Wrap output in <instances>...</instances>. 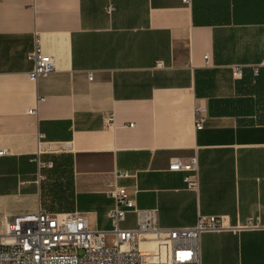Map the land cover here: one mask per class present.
Instances as JSON below:
<instances>
[{"label":"crops","instance_id":"0c3cea01","mask_svg":"<svg viewBox=\"0 0 264 264\" xmlns=\"http://www.w3.org/2000/svg\"><path fill=\"white\" fill-rule=\"evenodd\" d=\"M36 33L56 63L32 83ZM0 151V229L42 208L99 230L115 185L160 229L224 217L202 264H264V0H0ZM192 156L197 194L167 169Z\"/></svg>","mask_w":264,"mask_h":264},{"label":"built area","instance_id":"2783aa9c","mask_svg":"<svg viewBox=\"0 0 264 264\" xmlns=\"http://www.w3.org/2000/svg\"><path fill=\"white\" fill-rule=\"evenodd\" d=\"M182 2L188 5L190 0ZM33 45L26 55V60L32 63L27 77L36 83L39 78L53 73L56 61L42 51L38 33ZM156 67H161V63ZM234 74L241 76V70L235 68ZM89 79H92L90 74ZM28 114L37 117V109L28 110ZM194 120L195 131H199L204 120L196 116ZM104 123L107 127L115 125L113 112L105 116ZM4 154L0 151V156ZM40 154L41 145L35 160L39 180L40 169L52 167L50 162L41 160ZM167 169L184 174L182 183L186 190L199 192L196 156L174 158ZM120 177H128V174L121 173ZM108 186L107 194L114 202V207L106 214L109 230L92 229L86 216L78 212L52 214L38 208L13 215L5 221L4 235H0V264H202V235L233 231L224 217L205 216L190 227L160 229L155 211L136 210L125 187ZM129 213L136 217V224L133 228H124L122 225Z\"/></svg>","mask_w":264,"mask_h":264},{"label":"rangeland","instance_id":"374dc122","mask_svg":"<svg viewBox=\"0 0 264 264\" xmlns=\"http://www.w3.org/2000/svg\"><path fill=\"white\" fill-rule=\"evenodd\" d=\"M7 201V200H6ZM5 228V227H4ZM4 228L0 229V233H2L4 231ZM111 228L110 224L107 222V220H101L99 225H98V229L101 231H106L109 230Z\"/></svg>","mask_w":264,"mask_h":264},{"label":"bare ground","instance_id":"6f19581e","mask_svg":"<svg viewBox=\"0 0 264 264\" xmlns=\"http://www.w3.org/2000/svg\"><path fill=\"white\" fill-rule=\"evenodd\" d=\"M7 224V223H6ZM1 235H4V233L3 234H1Z\"/></svg>","mask_w":264,"mask_h":264}]
</instances>
